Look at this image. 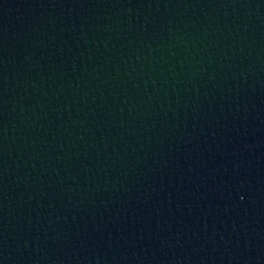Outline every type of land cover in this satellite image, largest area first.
<instances>
[{
    "label": "water",
    "instance_id": "water-1",
    "mask_svg": "<svg viewBox=\"0 0 264 264\" xmlns=\"http://www.w3.org/2000/svg\"><path fill=\"white\" fill-rule=\"evenodd\" d=\"M0 264H264V0H0Z\"/></svg>",
    "mask_w": 264,
    "mask_h": 264
}]
</instances>
